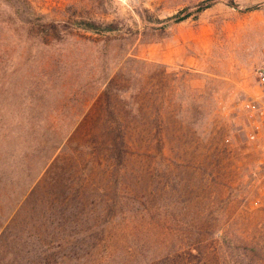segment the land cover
Wrapping results in <instances>:
<instances>
[{
	"label": "rangeland",
	"instance_id": "1",
	"mask_svg": "<svg viewBox=\"0 0 264 264\" xmlns=\"http://www.w3.org/2000/svg\"><path fill=\"white\" fill-rule=\"evenodd\" d=\"M28 3L0 0V264H264V0Z\"/></svg>",
	"mask_w": 264,
	"mask_h": 264
},
{
	"label": "built area",
	"instance_id": "2",
	"mask_svg": "<svg viewBox=\"0 0 264 264\" xmlns=\"http://www.w3.org/2000/svg\"><path fill=\"white\" fill-rule=\"evenodd\" d=\"M255 96L242 102L249 124L248 139L255 145L260 155V168L264 172V66L256 72Z\"/></svg>",
	"mask_w": 264,
	"mask_h": 264
},
{
	"label": "trees",
	"instance_id": "3",
	"mask_svg": "<svg viewBox=\"0 0 264 264\" xmlns=\"http://www.w3.org/2000/svg\"><path fill=\"white\" fill-rule=\"evenodd\" d=\"M5 3H7V4H10L12 7H14V6H16V2L19 4L20 3V1H22V3H23V1H24V3L28 6H25L27 9L28 8H31V9H33L31 6H30V4L28 3V0H3ZM23 4H21V5H19L18 7H17V10L19 11V10H21L22 9V6ZM40 15L39 14H37L36 13V11L33 9V15H32V21H29L28 20V24H30V25H32L33 26V28L32 29H34L35 27H36V23L39 21V19H40V17H39ZM187 16L186 15H183V16H181V15H179V14H176V15H174L173 16V18L175 19V21L176 22H179V21H182V20H184L185 18H186Z\"/></svg>",
	"mask_w": 264,
	"mask_h": 264
}]
</instances>
